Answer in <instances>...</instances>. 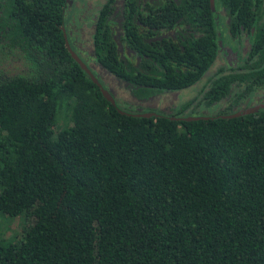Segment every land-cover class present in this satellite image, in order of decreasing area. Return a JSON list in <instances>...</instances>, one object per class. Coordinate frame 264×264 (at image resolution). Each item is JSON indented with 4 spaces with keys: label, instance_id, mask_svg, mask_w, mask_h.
Listing matches in <instances>:
<instances>
[{
    "label": "trees",
    "instance_id": "obj_1",
    "mask_svg": "<svg viewBox=\"0 0 264 264\" xmlns=\"http://www.w3.org/2000/svg\"><path fill=\"white\" fill-rule=\"evenodd\" d=\"M65 3L0 0V216L19 219L0 264H264V109L179 119L264 88V0H214L237 59L148 117L71 58ZM218 52L208 0H106L90 58L144 96L193 85Z\"/></svg>",
    "mask_w": 264,
    "mask_h": 264
},
{
    "label": "rangeland",
    "instance_id": "obj_2",
    "mask_svg": "<svg viewBox=\"0 0 264 264\" xmlns=\"http://www.w3.org/2000/svg\"><path fill=\"white\" fill-rule=\"evenodd\" d=\"M105 1L106 0H70L69 5L63 7V26L66 38L68 39L67 41H69L68 43H70V47L73 48L71 49L80 56V59L82 58L81 60L84 63L87 62V64H85L92 71L93 75L97 77L102 86L110 92L116 101V104L125 111L132 113L152 112L156 115L159 113L164 115L175 113L178 111L182 103L192 99L193 96H198L196 94L207 82L208 77L212 75L213 71H216L215 69L218 66L223 64V56L218 55L214 65H211L212 67L210 66L208 71L196 83L185 89L178 91L152 90L151 92L144 94V96L132 95V86H129L121 80L113 77L96 64L94 67L91 66L86 59L90 51L91 33L97 11ZM222 19H224L226 23L223 21L222 24ZM214 25L216 29L217 46L221 49L222 42L225 40L227 41L228 35L225 28L228 30V16L225 9L222 8L219 3L215 4ZM228 39V43L231 45L229 46V49L234 45L238 46V40L231 37ZM239 48L241 53V51H243V47L241 48L239 46ZM230 51L233 52L234 50L230 49ZM236 51H238V47H236L234 52L237 53ZM234 57L235 59L228 61V64H232V62L236 60L235 54ZM6 62H9V58H7ZM15 64L16 66H19L18 62H15ZM233 94L210 104H205L200 97H196L195 100L188 105V107L180 112L182 117L180 116L179 118L187 116H203L210 118L215 115L232 114L254 105L264 104V88L257 89L253 93L248 94V96L246 95L247 97H243L242 100L236 102L235 104H232L229 99L233 96ZM226 110L228 113H223L226 112ZM18 222V218L7 220L1 215L0 234L8 237L10 234H13L14 231H18Z\"/></svg>",
    "mask_w": 264,
    "mask_h": 264
},
{
    "label": "water",
    "instance_id": "obj_3",
    "mask_svg": "<svg viewBox=\"0 0 264 264\" xmlns=\"http://www.w3.org/2000/svg\"><path fill=\"white\" fill-rule=\"evenodd\" d=\"M69 0H66V3H68ZM209 7L211 11H214V4H213V0H209ZM62 30V35H63V39H64V44L65 47L69 53V55L71 56V58L78 64V66L86 73V75L89 77V79L98 87L101 95L103 96V98L105 100H107L109 103H111L113 106L115 105V100L113 98V96L110 94V92L104 88L102 86V84L99 82V80L97 79V77H95L93 75V73L91 72V70L87 67V65L80 59V57L71 49L67 38H66V34H65V30L64 27H61ZM264 109V104H258V105H254L252 107L246 108V109H242L240 111H237L235 113L232 114H227V115H219L221 118H230V117H234V116H238L240 114H251V113H255L258 111V109ZM117 111L121 114H129L119 108H117ZM134 116H144V117H148V116H152V115H156L152 112H143V113H131ZM209 117H203V116H187V117H183V118H179V119H184V120H196V119H206Z\"/></svg>",
    "mask_w": 264,
    "mask_h": 264
},
{
    "label": "flooded vegetation",
    "instance_id": "obj_4",
    "mask_svg": "<svg viewBox=\"0 0 264 264\" xmlns=\"http://www.w3.org/2000/svg\"><path fill=\"white\" fill-rule=\"evenodd\" d=\"M150 1H156V0H150ZM209 1V0H208ZM106 2V1H105ZM104 2V3H105ZM69 3H70V0H69V2L68 3H65V6L64 7H66V6H68L69 5ZM103 3V4H104ZM102 4V5H103ZM213 4H214V0H213ZM101 5V6H102ZM101 6L99 7V9H98V11H97V15H98V13H99V10H100V8H101ZM215 10V9H214ZM97 15H96V18H97ZM96 18H95V21H96ZM223 21L226 23V21L224 20V19H222L221 20V23L223 24ZM94 25H95V22H94ZM94 25H93V29H94ZM93 29H92V33H91V40H90V51H89V55L87 56V60H88V62H89V64L91 65V66H95V62L90 58V52H91V49H92V35H93ZM225 30L227 31V29L225 28ZM252 31V30H251ZM245 41V40H244ZM230 49H232V48H230ZM230 49H229V45H228V43H227V41L225 40L223 43H222V47H221V49H219V52H218V54H217V56H216V58H215V60L213 61V63H212V66L214 65V63H215V61H216V59H217V57H218V55L219 56H223V58H224V61H223V64L222 65H220V66H218L215 70H217V69H219V67H221V66H223L224 64H225V62H226V60H227V62L228 61H230L231 59H235V57H234V53L233 52H231L230 51ZM235 51V50H234ZM237 53H236V59H237V56H238V51H236ZM241 54V53H240ZM96 65H98V64H96ZM231 64L229 63L228 64V66H230ZM99 66V65H98ZM211 66V67H212ZM227 67V66H226ZM225 67V68H226ZM211 69V68H210ZM92 72V71H91ZM209 72H210V70H209ZM209 72H208V74H209ZM213 72H215V71H213ZM212 72V73H213ZM207 74V75H208ZM206 75V76H207ZM210 76V75H209ZM248 96V95H247ZM247 96H245V97H247ZM260 109V108H259ZM258 109V110H259Z\"/></svg>",
    "mask_w": 264,
    "mask_h": 264
}]
</instances>
